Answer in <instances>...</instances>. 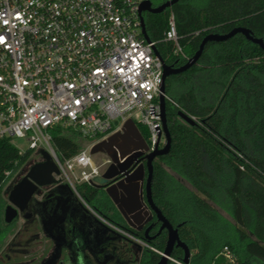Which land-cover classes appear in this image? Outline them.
I'll list each match as a JSON object with an SVG mask.
<instances>
[{"label":"trees","instance_id":"obj_1","mask_svg":"<svg viewBox=\"0 0 264 264\" xmlns=\"http://www.w3.org/2000/svg\"><path fill=\"white\" fill-rule=\"evenodd\" d=\"M150 1L158 6L166 0ZM171 12L183 54L174 52V43L164 39ZM144 21L164 62L179 66L210 32L227 33L243 26L264 39V0H179L162 13L144 12ZM165 93L173 101L166 100L171 146L153 162L154 202L173 225L180 224L179 237L190 250L191 264H225L218 255L223 246L235 254L236 264H264V50L241 33L210 41L194 65L166 78ZM180 110L196 124L180 118ZM64 130L80 134L64 127L52 130L54 145L70 156L80 147ZM31 157L30 151L20 153L8 141H0V240L17 219L4 221L5 172L27 167ZM77 191L88 204L99 203L103 212L110 211L95 185L79 184ZM226 197L234 223L217 209ZM110 216L123 220L117 212ZM166 239L163 230L149 245L163 250ZM172 255L181 258L183 250L174 248ZM160 257L145 248L137 264H156Z\"/></svg>","mask_w":264,"mask_h":264},{"label":"built area","instance_id":"obj_2","mask_svg":"<svg viewBox=\"0 0 264 264\" xmlns=\"http://www.w3.org/2000/svg\"><path fill=\"white\" fill-rule=\"evenodd\" d=\"M143 1L0 0V141L14 146L15 138L22 139L25 151L15 146L20 153L47 151L59 170L54 176L88 208L77 185L93 184L101 174L90 153L95 143L120 131L128 119L145 127L146 154L166 143L160 105L164 60L156 41L142 33ZM177 36L171 12L164 39L181 53ZM165 98L170 100L166 93ZM56 127L77 131L88 145L63 155L54 145ZM95 215L141 247L163 254ZM218 255L225 264L237 262L228 246ZM167 260L191 264L172 254Z\"/></svg>","mask_w":264,"mask_h":264},{"label":"flooded vegetation","instance_id":"obj_3","mask_svg":"<svg viewBox=\"0 0 264 264\" xmlns=\"http://www.w3.org/2000/svg\"><path fill=\"white\" fill-rule=\"evenodd\" d=\"M117 145L122 154L116 147L114 152L117 160L116 169L119 170L122 165L126 173L122 175L123 172H121L109 179L108 182L109 184L120 182L122 187L118 188V191L127 196L126 192H130L134 187V181L130 176H139L143 168V178L138 180V192L143 201L141 205L142 222L138 223L131 219L134 226H130L124 217L122 221L112 218L111 213L120 212L108 196L104 185L96 187L100 198H105L108 201L107 206L110 211L107 212H103L99 203L90 205L86 202L88 208L67 185L61 182L39 186L28 203L27 211L20 215L23 217L25 213H29L31 216L28 219L36 215L44 234L54 243L52 252L42 261V264H103L105 261L108 262L107 264H124L120 258L119 242L126 238L129 240V238L100 221L95 213L105 218L109 223L145 240L148 244L163 231L159 230L160 223L156 221L154 215L149 219L150 211L145 198L147 172L144 156L146 153L136 155L137 150L130 145H125L121 140L117 141ZM103 153L107 155L106 160H109V164L102 169L101 174L108 169L112 162L108 152L104 151ZM103 224L113 231L107 230ZM131 242L133 243V241Z\"/></svg>","mask_w":264,"mask_h":264},{"label":"water","instance_id":"obj_4","mask_svg":"<svg viewBox=\"0 0 264 264\" xmlns=\"http://www.w3.org/2000/svg\"><path fill=\"white\" fill-rule=\"evenodd\" d=\"M179 0H166L162 4L158 6H153L150 0H144L140 5V20H141V28L144 38L147 41H150V38L146 32V26L144 21L143 12L145 13H152L158 14L162 13L166 9L170 8L173 4L178 2ZM237 33H241L245 36V38L251 41L254 44H257L261 49L264 50V39L262 37H255L252 32L243 26H238L233 28L227 33H218V32H210L205 35L196 50V52L187 59L185 63L179 66H175L174 64L168 65L164 62L163 64V82L161 85V94H160V105L162 110V122H163V132L165 135L166 143L161 148H156L154 151L147 153L144 158L146 159V182H145V198L147 205L149 206L150 216L149 219L155 216L157 222L160 223L159 230H165L167 233V239L165 242V246L163 249V254L161 255L160 259L157 261L156 264H169L167 260V256L171 255L174 248H180L183 250L182 259L185 263H188L190 260V250L185 242H183L178 233V229L180 224L173 225L163 214L161 209L157 206L152 198V179L154 173V159L165 155L169 152L171 146V136L167 127L166 123V98H165V81L166 78L171 74H177L186 71L192 65H194L204 50L205 45L210 41H225ZM156 53L160 56L161 55L157 52ZM178 115L187 123L194 125L196 124L195 119L188 115L183 111H178ZM121 140L125 145H130L133 149H136V155H141L144 151L147 150L146 142L141 135L137 125L131 119H128L122 129L120 131L115 132L107 139L101 140L95 143L91 149L90 153L95 154L98 152L107 151L109 156L112 159L111 164L109 165L108 169L103 172L102 174L96 176L94 178L93 185L101 186L104 185L106 187V192L112 202L115 204L118 211L124 217V219L128 222L130 226H134L131 223V219H134L136 222H142V213H141V205L142 199L139 196L138 192V180L143 178V168L141 169V173L139 176H130L131 180L134 181V187L131 189L130 192H126L127 196L119 193L118 188H121L120 182H116L114 184H109V179L115 177L116 175L123 172L122 175H125V169L122 165H120L119 170L116 169L117 160L115 158L114 152L115 148L119 146L117 145V141ZM42 159L34 162L27 170L26 174L16 182L8 193V204L4 209V221L5 223H11L14 219L18 218L20 213H24L28 209V203L32 198L34 192L36 191L37 187L51 185L54 183H58L59 179H57L55 175L59 174V170L57 165L52 160L50 154L41 149L39 151ZM119 153L122 154V151L119 149ZM125 153V152H124ZM31 215L29 213H25L23 217L28 219ZM109 231H113L110 227L103 224ZM149 228L146 229V233L148 232ZM106 263L103 262V264Z\"/></svg>","mask_w":264,"mask_h":264},{"label":"rangeland","instance_id":"obj_5","mask_svg":"<svg viewBox=\"0 0 264 264\" xmlns=\"http://www.w3.org/2000/svg\"><path fill=\"white\" fill-rule=\"evenodd\" d=\"M182 52L179 54H183ZM257 61L258 59L254 58L253 62ZM139 127L141 130H143V132L146 131L145 127L142 125H139ZM64 133H67V135L74 139L79 145L80 149L85 148L89 143V140L81 138L73 131L64 130ZM13 144L21 152L25 151L26 149V143L22 139L15 138ZM227 146L229 150H234L231 145L228 144ZM106 157L107 155L103 152L94 154L93 158L100 165V169H103L106 166ZM40 158V153L37 151L34 152L30 159L31 163L27 167L26 164L20 166L10 174L7 182L4 185V188L7 189V194H5L6 199L8 198V193L12 186L20 180L30 165L40 160ZM168 171L176 175V173L169 167ZM184 183L197 192L192 184L187 182ZM228 199L229 198L226 197L224 206H217V209L225 219L229 220L231 223H234L230 210V202ZM119 245H126L127 248L129 247L128 251L125 252V258L127 257L129 260H131L130 264H135V261L139 257L140 253L139 247L136 248L131 245L130 248V244H127L124 241H121ZM53 248L54 243L46 234H44L39 219L36 215H34L31 219H24L22 215H19L16 221L10 225L7 233L0 240V264H42V261H44L50 255ZM119 253L120 255L123 254L122 252Z\"/></svg>","mask_w":264,"mask_h":264},{"label":"crops","instance_id":"obj_6","mask_svg":"<svg viewBox=\"0 0 264 264\" xmlns=\"http://www.w3.org/2000/svg\"><path fill=\"white\" fill-rule=\"evenodd\" d=\"M138 127V126H137ZM139 129V128H138ZM140 131V130H139ZM140 133H141V131H140ZM115 213V212H114ZM118 213V212H117ZM122 218H123V216L121 215V213H118ZM122 241H124L125 243H127V244H130V248H131V245H133L134 247H139V256H140V254H141V252L146 248V247H141L139 244H137V243H132L131 242V240L129 239H124V240H122ZM120 243V242H119ZM120 246V245H119ZM123 248V249H122ZM129 248V247H128ZM128 248H127V246L126 245H124V246H120V248H119V250H120V252H122L123 254H121L120 255V258H121V261L124 263V264H130L131 263V260H129L127 257V259L125 258V252L126 251H128ZM161 251H163V250H161ZM138 259V258H137ZM137 259H136V263L135 264H137ZM108 262H106L105 264H107ZM110 264H112V263H110Z\"/></svg>","mask_w":264,"mask_h":264}]
</instances>
